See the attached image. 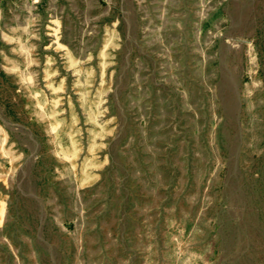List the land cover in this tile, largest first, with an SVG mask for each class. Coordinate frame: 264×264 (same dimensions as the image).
Masks as SVG:
<instances>
[{"label": "rangeland", "instance_id": "374dc122", "mask_svg": "<svg viewBox=\"0 0 264 264\" xmlns=\"http://www.w3.org/2000/svg\"><path fill=\"white\" fill-rule=\"evenodd\" d=\"M0 264H264V0H0Z\"/></svg>", "mask_w": 264, "mask_h": 264}]
</instances>
